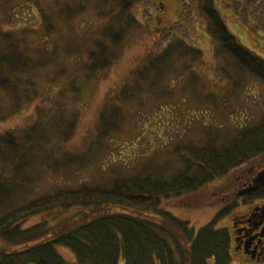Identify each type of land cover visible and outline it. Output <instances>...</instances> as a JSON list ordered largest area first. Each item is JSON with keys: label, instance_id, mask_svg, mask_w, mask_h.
I'll return each instance as SVG.
<instances>
[{"label": "trees", "instance_id": "16d2710c", "mask_svg": "<svg viewBox=\"0 0 264 264\" xmlns=\"http://www.w3.org/2000/svg\"><path fill=\"white\" fill-rule=\"evenodd\" d=\"M143 1L0 0V119L3 113L18 112L34 99H47L51 84L56 86L58 78L69 75L59 59L62 52L75 55L81 45H60L61 52L59 45L50 42L49 34L53 36L57 32L59 21H71L72 26H80L84 19L89 21L84 30L91 42L83 56H78L77 70L89 80L110 67L128 32L141 27L134 9ZM167 1L159 0L158 11L154 13L158 19H161L159 12L167 8ZM198 2L203 16L204 0ZM29 10L37 22L29 21ZM79 18L81 20L76 22ZM182 18L183 12L178 7L177 20L169 25L172 27H169L166 44L130 69L117 92L106 97L98 114L89 148L112 144L108 146L106 168L113 171V176L98 184L85 181H79L76 186L55 184L52 191L34 198L28 185L34 177L26 173V168L32 167L38 157L39 164H46L66 179L69 169L80 168L83 157L69 153L56 157L47 153L59 147L48 145V134L41 123L49 107L37 104L38 118L33 124L23 126L20 131L11 128L0 134V264H117L119 259H123L124 264L229 263L227 229L214 226L219 214L195 231L187 221L162 209L161 200L196 191L263 154L264 111L256 120L246 117L240 122L234 118L233 124L219 122L217 116L212 119V115L215 112L222 115V100L207 99L208 94L200 90L194 97L193 109L187 107L194 111L192 116L179 114L177 118L172 112L169 118L165 103L181 95L175 90L177 82L184 84L182 88L187 93L189 84L182 80L199 69L205 73L208 70L206 76L210 71L223 72L227 85L234 88L250 80L259 85L263 96L264 61L252 58L223 25L220 27L222 37L199 34V40H185L174 30V24L183 23ZM30 25L35 28L31 29ZM191 26L193 32L192 21ZM35 30L38 32L36 41L26 46L24 39H29L30 32ZM208 41L213 46L208 48L214 50L215 55L210 61V55L204 52ZM214 58L220 63L212 64ZM256 63L258 66H254ZM39 69H47L41 90L33 79ZM50 72L54 74L51 78ZM224 78L215 79L213 83ZM69 85L75 98L79 87L73 77ZM147 102L156 104L154 108L150 106L149 114H145ZM241 107L239 103L229 116L227 113L232 109L224 110L225 118L232 121ZM131 118L137 124L133 128L139 137L129 143L117 141L118 133ZM157 119L161 120V126L154 125L152 129ZM212 121L214 124L210 123ZM73 124L72 120L66 130L60 131L61 145L66 143ZM165 126L172 127L171 132L167 129L164 134ZM195 134H201L200 138L193 139ZM143 139L148 143L146 149L143 146L145 150L139 149ZM71 207L89 210L90 215L83 218L78 211L58 223L47 225L48 219H44L25 225L33 216L43 217ZM57 246L68 248L76 262H67Z\"/></svg>", "mask_w": 264, "mask_h": 264}, {"label": "rangeland", "instance_id": "374dc122", "mask_svg": "<svg viewBox=\"0 0 264 264\" xmlns=\"http://www.w3.org/2000/svg\"><path fill=\"white\" fill-rule=\"evenodd\" d=\"M166 3L167 8L159 12V17H161V19H158L154 14L158 11L159 0H145L140 3L139 6L134 9V13L139 22L142 23L141 27L134 29L132 32L131 30L128 32L125 39H123V42L119 45L117 58L112 62L110 67L106 69L105 72H99V76H93L89 80H85L81 73H77L79 68L78 65L80 63L78 56H83L86 47L89 45V42H91V38L84 30L86 23L89 21L87 19L82 20L80 26H72L71 21L67 20L59 21L57 32H55L53 36L51 33L49 34L50 42L59 45L58 49H60L61 52L63 51L61 46H64L65 44L73 46H77V44L81 45V48H77L75 55H65L62 52L59 59L60 64L65 68V72L69 75L66 77H60L58 78L59 80L56 78V80L54 79L55 81L58 80V84L56 86L51 84V88L46 95L47 99H34L28 104L23 105L18 112L3 113L4 116L0 119V134L11 128H16L15 131H20L19 129L23 128V126L33 124L38 118L35 112V106L37 104L42 108H44V106L45 108L49 107V110L41 120V123H43L45 131L48 134V140L50 141L48 145H51L52 143L59 147L53 151H47V153H53L56 157L63 156L65 153L71 155L80 154L83 159L80 163L81 166L77 171L74 169H69L67 171L66 175L69 178L66 179V177H63L62 173L53 172L46 164H39L38 157L37 160L33 162L32 167L26 168V173H32L33 175H31V177H34L32 183L28 184L29 188L33 190L34 198L43 193L52 191L55 184L64 183L76 186L79 181L98 184L113 176V171L106 168V165L109 163L108 146L112 144L103 143L101 146L89 148L91 138L95 132L98 114L104 103L107 101L106 97L111 94L114 95L117 92V89L127 78L130 69L137 65L139 66L140 63L145 61V58L150 52L160 49L166 44L167 38L170 36L169 27H172L169 25H172V23L177 20L178 7L183 12V23L174 24V30L189 42L192 36L191 28H189V26H191L189 11L191 10L192 0H169ZM91 15V13L88 15L90 20L92 19ZM27 17L30 22H33V20L37 22L36 16L30 14V10ZM198 17L200 18V15ZM79 20L81 19H77L76 22ZM3 27L5 28V26ZM30 27L31 29L35 28L33 25H30ZM37 35V30L30 32V38L24 39L27 44L26 46L31 45L30 41L35 42ZM152 38L154 39L153 43ZM151 43L152 47L149 48ZM206 46L208 47L207 44ZM205 50L207 52V49ZM211 63L217 65L220 61L214 58ZM71 71H73V73H70ZM46 73L47 69H39L34 74L33 79L37 83L38 90H41L45 85ZM57 73L59 72L57 71ZM206 73L203 69H199V71L195 73L192 72L191 76H185V79L182 81L186 85L187 83L189 84V88L186 90L187 93H185V89L182 88V85H184L183 83L177 82L175 84L176 92L179 91V94L181 95L177 94V99H172L171 101L168 99V102L165 103L167 105V107L165 106L166 109L169 108L167 113H170V115H166L167 117H172V112L176 114V116H173L177 118L180 117L179 114H184L185 116L188 114L192 116L191 114L194 112L192 111L195 100L194 97L198 90L204 91L205 94H208L207 99L222 100V115H219V117L216 112L212 115V119H214V116H217L216 119L219 122L229 121L233 124L234 118L240 122L241 120H245L246 117L255 118L256 120L260 116V112L262 113L264 111V92H261L263 94V96H261L258 84L247 80L244 84H239L234 88L231 85H227V80L224 78L225 76L223 72L216 70L211 73L210 71V75L207 76ZM73 74H76L77 77H74ZM53 75L54 74L50 72V78ZM71 77L74 78L76 86L79 87V91L74 93L75 98L72 97L69 89ZM222 77L224 78L223 81H215V83H213L215 79L220 80ZM210 78H212V80ZM195 83L196 85L194 86ZM228 91L230 94H228ZM239 103H242V110H238V113H234L235 115L232 116V121H230L229 117L225 118L223 112L226 111L224 110L232 109L227 113L229 116L233 110H237ZM155 105V103L147 102L145 114H149L150 106L154 108ZM187 107H192V109H187ZM56 108H58V110H55ZM175 110L177 112H175ZM243 112L246 113L244 114ZM128 114L132 113H125V115ZM72 120L74 123L72 132L66 137V143L61 145L62 143H59L60 131L62 132L63 130H66L68 128V123ZM161 123V120L157 119L156 123H153V126L151 125V128L153 129L154 125L161 126ZM210 123L214 124L213 121ZM133 125L137 126L134 119L131 118L129 119V122L122 127V132L118 133L116 137L117 141H126L129 143L139 137V133H136V130L134 131ZM167 129L171 132L172 127H166V129L163 130L165 131L164 134ZM200 136L201 134H195L192 138L197 139L200 138ZM141 141L142 144L139 145V149L145 150L148 143L145 142V139ZM248 163L263 165L264 153L258 155L254 160ZM137 167H140V165ZM234 176L235 170H231L226 176L216 177L214 180L199 187L196 191L185 192L177 197L162 199L160 206L162 209L169 212L171 216L187 221L195 231L210 222L214 216H217V214H219V216L214 225L215 228H228L226 225V215L220 214L219 212H221V209L228 204L223 198L228 197L229 192L227 191L231 186V180ZM27 195V199H29L30 193L28 192ZM19 200L21 201L22 198H19ZM78 211H80L83 218L86 215H90L88 213L89 210H83L80 209V207H71L62 211H54L50 215H43V217L40 215L33 216L26 221L25 225H30L44 219H48L47 225L52 224V222L58 223L64 218H68L78 213ZM56 249L67 262H76L74 254L68 248L57 246ZM230 256L231 259L228 264H242L236 260L231 253ZM117 264H124L123 259H119Z\"/></svg>", "mask_w": 264, "mask_h": 264}, {"label": "flooded vegetation", "instance_id": "af4514ba", "mask_svg": "<svg viewBox=\"0 0 264 264\" xmlns=\"http://www.w3.org/2000/svg\"><path fill=\"white\" fill-rule=\"evenodd\" d=\"M203 4L202 16L198 0H192L189 16L195 30L191 39L199 40V34L222 37L223 25L252 58L264 61V0H204ZM207 45L213 47L209 41ZM204 46L210 61L214 50ZM263 167L264 164L246 163L233 169L235 176L227 191L228 197L223 198L228 203L222 210L227 217L229 254L242 264H264V187L240 193L254 185L253 178Z\"/></svg>", "mask_w": 264, "mask_h": 264}, {"label": "water", "instance_id": "95a60500", "mask_svg": "<svg viewBox=\"0 0 264 264\" xmlns=\"http://www.w3.org/2000/svg\"><path fill=\"white\" fill-rule=\"evenodd\" d=\"M253 186H250L246 190L240 192L241 194L251 192L258 188L264 187V167L257 173V175L253 178Z\"/></svg>", "mask_w": 264, "mask_h": 264}]
</instances>
